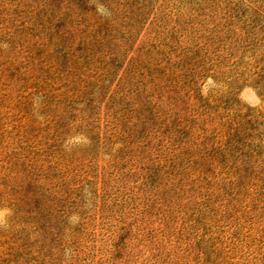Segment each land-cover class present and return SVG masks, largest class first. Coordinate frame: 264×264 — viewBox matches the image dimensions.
<instances>
[{
  "label": "rangeland",
  "instance_id": "rangeland-1",
  "mask_svg": "<svg viewBox=\"0 0 264 264\" xmlns=\"http://www.w3.org/2000/svg\"><path fill=\"white\" fill-rule=\"evenodd\" d=\"M0 264H264V0H0Z\"/></svg>",
  "mask_w": 264,
  "mask_h": 264
}]
</instances>
